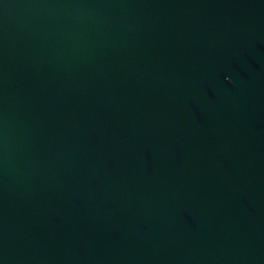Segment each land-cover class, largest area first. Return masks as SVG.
Instances as JSON below:
<instances>
[{"label":"water","instance_id":"95a60500","mask_svg":"<svg viewBox=\"0 0 264 264\" xmlns=\"http://www.w3.org/2000/svg\"><path fill=\"white\" fill-rule=\"evenodd\" d=\"M0 264H264V0H0Z\"/></svg>","mask_w":264,"mask_h":264}]
</instances>
